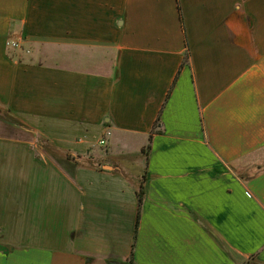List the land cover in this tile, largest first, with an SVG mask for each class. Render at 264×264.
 <instances>
[{"label": "crops", "instance_id": "obj_1", "mask_svg": "<svg viewBox=\"0 0 264 264\" xmlns=\"http://www.w3.org/2000/svg\"><path fill=\"white\" fill-rule=\"evenodd\" d=\"M0 109L113 137L0 136V264H264V0H0Z\"/></svg>", "mask_w": 264, "mask_h": 264}, {"label": "rangeland", "instance_id": "obj_2", "mask_svg": "<svg viewBox=\"0 0 264 264\" xmlns=\"http://www.w3.org/2000/svg\"><path fill=\"white\" fill-rule=\"evenodd\" d=\"M8 42H13V40L11 39ZM0 136H3L5 138L7 137V139H23L26 143H28V146L33 145V142L39 143L42 149L46 151L50 156L54 157L58 161L59 165L62 168H65L70 175H73L76 166H92L93 164L98 162V160L100 159L99 157H103L102 159H106L104 158V156L108 154L106 145L98 146L95 150L90 151L85 156L69 153L68 151L58 148L50 143L48 139L44 137V135L36 134L31 127L16 120L14 117L8 114L6 110L2 109H0ZM112 138V136L108 137L107 140L109 141ZM137 146L138 143L133 140L132 150H137ZM33 151L35 152L36 149H34ZM259 156H264V153L260 152ZM254 159H256V157L249 158L245 162L244 167H249V174H253L255 173V171H257V168L252 167L255 163L251 164ZM113 161L109 160V162ZM260 161L264 162V159ZM114 162L116 163V161ZM141 163L143 164L144 162H139V164ZM255 165H258V163H256ZM133 168H135V170H141V165H133Z\"/></svg>", "mask_w": 264, "mask_h": 264}, {"label": "trees", "instance_id": "obj_3", "mask_svg": "<svg viewBox=\"0 0 264 264\" xmlns=\"http://www.w3.org/2000/svg\"><path fill=\"white\" fill-rule=\"evenodd\" d=\"M9 55L12 58H14L12 53H9ZM186 62H187V58L185 59L184 64ZM160 126H161L160 118H158V120H157V122L155 124V127L152 130V132H151L150 140L152 139L153 134H155V133L159 134V133L162 132V130L160 129ZM150 150H151V145L149 144L146 147V149L143 150V152L145 154H149ZM138 201H139V206H138V214H137V222H136L135 239H136V236H137V233H138V229H139V222H140V217H141V213H142V206H143V201H144V186H143V184L141 185L140 190L138 191ZM133 256H134V249H133L132 257L130 259V264H134Z\"/></svg>", "mask_w": 264, "mask_h": 264}, {"label": "built area", "instance_id": "obj_4", "mask_svg": "<svg viewBox=\"0 0 264 264\" xmlns=\"http://www.w3.org/2000/svg\"><path fill=\"white\" fill-rule=\"evenodd\" d=\"M8 48L10 49H19L21 48V43L18 41L8 42L7 43ZM111 136V131L107 130L104 134V137L99 141V144L101 146L107 145V138Z\"/></svg>", "mask_w": 264, "mask_h": 264}]
</instances>
